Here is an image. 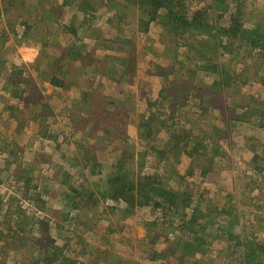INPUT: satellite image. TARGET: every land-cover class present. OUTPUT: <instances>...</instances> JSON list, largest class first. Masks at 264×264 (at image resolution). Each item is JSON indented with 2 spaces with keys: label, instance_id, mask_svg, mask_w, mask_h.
<instances>
[{
  "label": "rangeland",
  "instance_id": "374dc122",
  "mask_svg": "<svg viewBox=\"0 0 264 264\" xmlns=\"http://www.w3.org/2000/svg\"><path fill=\"white\" fill-rule=\"evenodd\" d=\"M186 1L190 12L213 5L214 9L210 10L213 16L211 24L214 27L229 25L231 12L224 13L222 9L225 4L234 5L235 0ZM238 1L234 12L243 13L240 19L243 29L250 31L258 28L264 32V0ZM117 2L125 8L123 11L107 8L100 0L89 1L93 9H88L86 0H16L8 14L4 10L6 1L0 2V193L1 196L5 195L3 199L10 196L8 199L13 206L24 203L25 208L32 207L24 211L30 219L22 225H15L19 226L16 230L23 234L21 236L27 242L16 245L18 254L23 257L34 254L30 258H18L15 252H9L6 257L9 263L6 264H21L22 259L27 264H45L44 254L41 258L40 250L48 249V240L56 241L55 245L63 242L54 235L53 230L50 231L53 235L49 234L51 238L45 235L37 237L39 231L33 230L37 227V221L31 218L34 214L35 219L47 221V225L54 229L56 221H62L55 218V215L60 217L62 211L57 202L62 195L66 199L69 189L67 185L55 188V181L51 182L54 173L57 170L67 172L68 168L72 185L85 182L89 189H95V185L108 177L111 166L118 159L117 149L128 142L127 137L138 152L146 148L137 139V121L148 108L155 112V102L160 99L159 91L163 89L169 96L178 91L179 96L174 103H160L161 108L167 110L166 113L176 109L175 125L168 127L171 132L194 128L200 130V125L205 131L200 132L206 133L215 123L221 129L220 137L216 138L219 156L210 163L209 174L197 186L202 202L210 205L218 220L209 231L211 241L202 246L204 254L201 252L196 255L197 258H203L206 264H245L246 248L240 246L239 239L256 244L264 254V147L261 146L264 143V56L259 57V51L252 49L242 38L239 41L224 38L226 45L229 42L235 45L231 47L232 52L227 53L222 46H218L219 40L200 35L196 41H179L176 44L178 58H172L167 51V43L172 39L160 38V30L155 23L145 31L139 21H146L142 19L137 5L128 0ZM82 7L89 10V22L86 30L80 29L83 41L78 43L66 28L71 25L81 27L84 22ZM41 43L43 46L47 43L46 48H41ZM203 44H207V48H203ZM195 46L197 48L194 49ZM69 47H73L76 54H89L81 59V62L90 65L86 72H80L84 62L70 65V61L63 58ZM171 47L174 49L173 45ZM200 51L208 53L206 56L211 63L207 62L205 66L217 65L220 66L219 71H223H202L199 65L203 63L197 61L202 54ZM127 57H130L129 69L116 59ZM107 65L122 71L115 80L103 74L102 68ZM59 66H65L70 73L68 75L67 72L64 79L69 80V87L63 95L61 90L51 89L49 84L52 74L59 71ZM159 66L167 69V77L161 74L163 70H159ZM173 71L177 72L176 75ZM58 76L63 78L62 75ZM81 93L90 95L87 106L77 103L68 108L71 99ZM108 102L120 105L116 110L111 107L118 114L109 110ZM14 107L17 109L15 116H12L10 108ZM202 112L204 115H201ZM71 116L75 119H71ZM200 116L203 117L200 119ZM95 123L99 125L96 131ZM92 126L94 131L90 138ZM101 126L114 128L113 142L112 136L110 143H96V137H99L96 135L103 133ZM168 136L166 129L160 132L162 140L168 139ZM254 140L257 141L254 153L259 152L256 161L253 160V145L250 143ZM57 141L62 143L70 160L78 159L79 144H94V154L102 168L93 172L68 167L69 160H60L62 154L54 148ZM135 157L134 164L138 169V156ZM191 161L193 159L183 158L181 170L188 172L189 168H193L192 171L196 173L194 177L201 180V170L207 165L204 158H196L194 165L190 166ZM155 169L161 173V167L155 166V158H144L142 172L155 175ZM27 179L30 182L26 183ZM49 183L50 192L56 191L55 195L45 194ZM116 205L109 200L100 204L99 222L95 227L93 215L82 217L80 227L75 228L73 235L67 236L63 243L60 261L153 264L145 251L144 243H148L145 224L154 222L162 214H152L147 208H137L129 214L123 208L124 204H119L118 211ZM17 216L18 213L14 218ZM88 220L95 230L89 236L86 229L90 227L83 225ZM60 223L62 229L58 231L61 230L62 236L66 237L68 224L64 221ZM172 230H167L169 237H176V233L181 235L179 231L170 235ZM1 231L7 232L3 228ZM186 235L187 239L194 237L189 232ZM157 243L166 244V241L160 239ZM1 245L0 256L1 249L8 251ZM179 255L180 252L177 255L172 252L171 263L188 264L189 260Z\"/></svg>",
  "mask_w": 264,
  "mask_h": 264
},
{
  "label": "trees",
  "instance_id": "16d2710c",
  "mask_svg": "<svg viewBox=\"0 0 264 264\" xmlns=\"http://www.w3.org/2000/svg\"><path fill=\"white\" fill-rule=\"evenodd\" d=\"M1 1H6V4L4 6L6 14L10 12L11 6L16 2V0H0V2ZM89 1L90 0H86V4H88ZM100 1L103 2L105 7L110 9H117L118 12H121L125 9L121 3L117 2V0ZM128 1L132 4L137 5L141 10V16H143L142 19L146 22H139L144 25L145 31H148L149 26L152 23H155V25L160 30V38L172 39V41L167 43V45L169 46L167 51L169 55L173 56L172 58H178L176 44H179V41H184L185 43L191 42L192 40L196 41L197 37L200 35H207L211 39L214 38L215 40H219L218 46H222V49H225L227 53H231V47H235V45L231 44L230 42L228 43L229 45H226L223 39L227 38V41H239L242 38L245 39L247 43H249L252 49L259 51V57L264 56V32H260L258 28H252L250 31L243 29V25L240 21L243 13L241 11L234 12V8H236L235 6H237V2H239L238 0H235L233 2L234 5L232 6L224 3L225 6H223V12H231L229 25L227 27H214L211 24V17L213 16L210 15V10L214 9L213 5H209L208 9H198L196 11L190 12L186 0ZM89 7L93 9L88 4V9ZM82 8L84 9V22L81 24V27L77 28L71 25L70 27L66 28V30L73 34L75 40L78 43H81L83 41V37L80 36V29L82 28L86 30L87 23L89 22V10L87 11V8ZM82 8H80V10H82ZM1 9L0 17L2 13ZM211 28H213V30H211ZM46 44L47 43H45V45L43 46L41 43V48H46ZM172 45L174 46V49L171 47ZM202 47L207 48V44H203ZM195 48L197 47L195 46L194 49ZM216 49L217 48H215L214 51ZM198 50H200V48ZM200 53L202 54L199 56L197 61H202L203 64L199 65L200 68L203 69L202 71H206L207 69L209 71L211 70L215 72L223 71H219L220 66L218 67L217 65L215 66L209 64L205 66L207 62L211 63L209 57L206 56L208 53H203V51H200ZM88 56L89 54H76L73 51V47H69V51H67V53H64L63 58H65V60H69L70 65H73L74 63H77L79 65L80 63L84 62L83 64H81L82 69L80 70V72L83 73L90 68V65L86 64L85 61L81 62V59ZM116 59L119 60L121 64L127 66V68L129 69L130 57ZM67 66L68 64H66V67ZM64 67L65 66H59V71L55 74H52L49 83L51 85V89L61 90V95H63L64 90L69 87L67 83V81L69 82V80H64L66 79L68 72V70ZM87 67L89 68L87 69ZM102 69L104 71L103 74H105L107 77H111L113 80H115L122 72H119L117 67H112L111 65H107ZM158 69L163 70V72L160 71L163 76H168V71L166 68L164 69L159 66ZM176 73L173 71L174 75H176ZM69 74L70 73L68 72V75ZM58 75H62L63 78H60ZM173 82L175 83V81ZM165 90L163 89L162 91H159L160 93L158 97L160 99L155 102V112H153L154 110L152 108H148L144 113H141V115H139L137 121L136 136L142 145H146V148L144 149L143 147L142 151L138 152V150L135 149V145L132 144L131 140L127 137L128 142H126L123 147L117 149L119 153L118 159L111 166L108 177L105 180L99 182L98 185H95V189H89L85 182L81 184L77 182L78 186L72 185L71 176L68 174V168L67 172L57 170V172L54 173L51 182L55 181V188L60 189L61 186L67 185L69 189V193L66 195V199L62 195L60 201L57 202L58 204H60V210L62 209V211H60L61 213L59 214L60 217L58 215H55L56 219L59 218L68 224V231L66 237H64L62 236L61 230L58 231L61 228L60 222L62 221H56L54 229V227H50L49 225H47V221L44 222L43 220L35 219L36 217L33 214V218L31 219L37 221V223H35L37 227L33 228V230L39 231V234H36L37 237L39 235H45V237L51 238L50 235L53 234L50 233V231L53 230L55 232L54 235L59 236L61 242L64 243L67 236L71 237V235H73V233L75 232V228L77 229L80 227L79 225H81L80 221L82 217L93 215V226L96 225L97 222H99L98 220L100 217V204L109 200L117 204V211L120 206L119 204L121 203L125 205L123 208L129 214H132L137 208H147L152 214L155 215H157L158 212L162 214V216L157 217L154 222L145 224V226H147L146 241L148 240V243L146 245L144 243V246L147 248L145 251H147L149 254V262H152L153 264H172V252L173 255H177L180 252L181 256L179 255V257H182L187 261L189 260L188 264H206V261L204 262L203 258H197L198 256L196 255H200V253L203 252L202 246L211 241L209 231L216 225L215 220L217 221L218 219L213 215L214 212L212 211L213 209L210 207V205L207 206L202 202V196L199 195L200 193L198 192L197 186L201 182H203V178L209 174L211 169L210 163L212 164L218 155L217 153H220L218 150V146H216L219 145L216 138L220 137L221 129H219V127L215 123L206 133L200 132H205L200 125V130L194 128L171 132L168 127L175 125L174 122L176 120V109H171V112L168 111L166 113L167 110L162 109V105L160 103L165 101L167 103H174V99L178 98L179 96L178 91L177 93L172 94L173 96H169V93ZM78 97L71 99V104H69L67 107H74V105L76 106L77 103L79 105L87 106L89 102L87 98L90 97V95L87 93H81V95ZM107 107H110L109 110H111V107L115 108L116 110L120 107V105L111 104L110 102H108ZM16 109L17 108L15 107L10 108V110L12 111V116H15ZM111 111L113 112V114L115 113L113 110ZM202 114L204 115L203 112L201 113V115ZM111 117L112 116H110V118ZM202 117L203 116H200V119ZM71 119L74 120L75 118L71 116ZM91 122L93 121L91 120ZM98 126V123H95V131L97 130ZM101 128L103 133L102 135H96L99 136L98 138L96 137V143L101 145L110 143L112 136L113 138L111 141L113 142L115 135L114 128H111L109 126H101ZM165 129L167 134L169 135V138L166 140H162V137H160V132L164 131ZM196 130L198 132H196ZM93 131L94 128L92 126L90 127L89 132L90 138L92 135L91 132L93 133ZM204 135H206L207 137H205ZM57 142L58 143L55 144L54 148L55 150L57 149L60 154H62L60 156V160H69L68 167L71 166L75 169L79 168L80 171L81 169L84 170L83 168H85L90 169V171L93 172H97L100 168H102L97 155L94 154L96 150L94 144L92 145L93 148L92 146H89L87 144H79L77 146L76 154V156H78V159L76 158V160H70L63 150L62 143L60 141ZM256 142V140L250 142L253 145L251 150L254 154V161L258 159L257 154L259 153L258 151H255L256 153H254ZM261 146L264 147V143ZM135 155L138 156V169H136L134 164V159L136 158ZM150 156H152V158H155L156 168L161 167V173H158L156 169L155 175L142 172L144 158L147 159ZM187 157L193 159V161L199 157L204 158L205 164L207 165H205V167H203V170H201V180H197V178L194 177L195 172L192 171L194 170L193 168H189L188 172H184L183 170H181V166H183V164L181 163L182 159ZM224 157L226 158V155H224ZM193 161H191L190 166L192 164L194 165ZM46 181L45 183H47ZM28 182H30L29 179H27L26 183ZM50 188L51 183H49L47 189H45V194L55 195L56 191L52 193V191L50 192ZM2 193L6 194L5 191H2ZM57 194H59V192ZM4 196L5 195L1 196L0 193V244H2V248L8 249V251L1 249V254L5 257L2 255L0 256V264H6L7 262L9 263V260L6 258L8 257L7 254H9V252H15V254H17L15 257H23L21 256V254H18L19 251H17L18 248L16 247V245L21 246L27 244V242H25V240L22 238L23 234H21V236L18 233L19 230H16V228H19V226L16 227V225H22L27 220H29L30 217H27L24 211L32 209V207L30 206L25 208L24 203H18L17 205L13 206L11 200L8 199L10 196L7 199H3ZM197 202H199V205ZM55 203L56 202H54L53 204ZM45 205L46 203L44 204V206ZM47 212H49L48 209ZM16 213H18V216L14 218ZM215 215L217 216V213ZM88 222H82L84 227H90L89 229H86L87 236L95 233V226L92 228L90 226L89 220ZM2 228L6 229L7 232L3 233L1 231ZM168 228L173 229L170 235H173V233H175L176 231H179L181 235H177L176 233V237H169V234H167ZM186 232L193 234V239H187L188 237H185L187 236ZM160 239H164L166 241V244H158L157 242L160 241ZM55 242L56 241L49 239L48 244H50V246H48V249L40 250L41 258L42 254H44L45 264H54L57 262H60L59 264H87L85 262L77 263V261L71 259H64L60 261V255L63 254L62 252L64 250V244L62 243L61 245H55ZM239 244L241 247L246 248L244 255L245 264H264V254L260 247H258L254 243L253 245L249 244V240L239 239ZM84 248L86 249V246H84ZM96 249L97 251H100L97 247ZM32 255L34 254H25L23 258H26L27 256L28 258H30L29 256ZM21 264H27V262L22 259Z\"/></svg>",
  "mask_w": 264,
  "mask_h": 264
}]
</instances>
